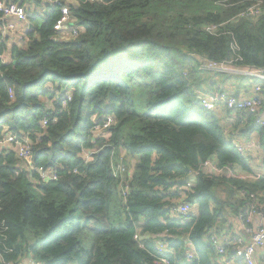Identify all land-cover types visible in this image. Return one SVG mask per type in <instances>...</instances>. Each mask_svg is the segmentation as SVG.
Instances as JSON below:
<instances>
[{
	"label": "trees",
	"instance_id": "obj_1",
	"mask_svg": "<svg viewBox=\"0 0 264 264\" xmlns=\"http://www.w3.org/2000/svg\"><path fill=\"white\" fill-rule=\"evenodd\" d=\"M11 1L30 7L32 27L23 47L0 42L10 55L0 63V139L29 137L35 166L57 178L40 180L15 145L0 150L5 260L219 264L211 239L226 232L228 209L245 212L244 193L264 204V128L250 113L223 109L221 120L196 90L238 75L260 86L264 109V81L202 70L201 59L264 69V0H76L68 38L54 26L70 0ZM259 3L260 15L240 17ZM254 137L257 156L233 144ZM191 173L195 216L185 220L173 209Z\"/></svg>",
	"mask_w": 264,
	"mask_h": 264
},
{
	"label": "built area",
	"instance_id": "obj_2",
	"mask_svg": "<svg viewBox=\"0 0 264 264\" xmlns=\"http://www.w3.org/2000/svg\"><path fill=\"white\" fill-rule=\"evenodd\" d=\"M43 4L46 5H57L62 3L59 0H40ZM76 0H70L62 6L61 18L54 26L55 32L63 33L64 35L69 34V36L76 35L77 31L72 30L70 26L72 19L69 11V3ZM91 2H96L99 0H88ZM229 0H217V3L224 6L223 4ZM262 3H259L241 14L240 17L252 18L261 14ZM28 5H21L14 3L11 0H0V19L4 22L3 28L0 30L2 36H8L10 33H19L23 32L24 34L30 31V15L28 12ZM30 8V7H29ZM32 9H35L34 7ZM44 10L43 12H45ZM12 19H18L21 26H18ZM24 27V28H23ZM217 30L216 26L210 27L207 29L209 33H214ZM71 31V32H70ZM19 42H23L22 40ZM2 57H0L1 59ZM6 62L4 59L3 62ZM202 70L206 71H216L222 73H236L243 74L246 76H251L253 78L260 79L264 81V69H243L237 68L231 65L230 63H212L208 62L205 59H201ZM260 86H256L255 95L249 98H240L235 95L227 94L223 91H214L206 92L205 90H196V95L198 96L203 107L208 111H215L218 107L224 106L226 109L239 113L245 114L250 113L255 116L256 123L264 128V109H263V97L261 96ZM11 94L12 91L10 92ZM43 127H46L48 124L47 119L43 121ZM107 127V126H106ZM96 129H102L99 126L95 127ZM234 146L243 154L247 152V147L242 145L239 142L233 141ZM15 145V149L18 152V157L25 162V165L36 171L40 175V180L44 182H49L57 178L56 173L50 169L37 168L34 164V151L32 149V143L29 137L27 136H18L14 134H8L4 138L0 139V150L10 148ZM122 173L124 171L123 167L118 168ZM195 174L191 173L189 178L186 179L182 184L177 187L178 198L175 201V207L173 213L185 220H189L195 216V210L192 203L189 202V193L192 191L194 186V177ZM247 199L245 212L241 213V218L246 224L253 222L254 219L258 221V226L255 230L249 229L247 235L229 237L223 235L221 237L214 236L211 241L216 247L217 253L219 255L218 262L225 264L230 263L228 260V250L231 248L235 253V257L240 259V264H256L255 263V254L258 249L264 247V204L260 202L259 197L256 194H245L244 196ZM6 226L4 222L0 221V238L6 240L7 236L5 235ZM137 238V236H136ZM159 250L164 251V247L159 244ZM12 252L11 249L5 247L2 249L0 255V264H14L8 262L3 257L4 253L8 254ZM18 264H24L21 261ZM36 264V263H34Z\"/></svg>",
	"mask_w": 264,
	"mask_h": 264
},
{
	"label": "crops",
	"instance_id": "obj_3",
	"mask_svg": "<svg viewBox=\"0 0 264 264\" xmlns=\"http://www.w3.org/2000/svg\"><path fill=\"white\" fill-rule=\"evenodd\" d=\"M44 11V10H43ZM12 22H14L15 24H17L18 26H21L20 29H22V23L19 22L18 19H12ZM24 28V27H23ZM20 35L18 37V41L22 40L23 37V42H16V44H19L20 46H24L26 43L27 38H25V34L23 32H19ZM62 35V37L64 38V36H66L68 38L69 34L64 35L63 33H60ZM1 35V32H0ZM11 35V33H10ZM68 35V36H67ZM8 36H2L0 37V42H5V38H8ZM70 37V36H69ZM15 39V36L13 37V41ZM16 40V39H15ZM9 45V44H8ZM0 57H2L0 59V63H6L10 61V55L9 54H3L0 55ZM6 60V62L3 60ZM238 75H229V77L227 76H220L216 79L215 84L213 85L212 88H210V86L208 84H206L204 87L208 90L206 92H213L214 90H220V91H224L227 94L230 95H235L237 97L240 98H249L255 95V88L256 86L259 85H252L249 84V82L247 80H243L241 81L240 79L237 78ZM223 109L225 110L226 108L224 106H220L218 107L216 110L217 111V115L220 117V119L222 120L223 117H225V112L223 111ZM227 110V109H226ZM238 142V141H237ZM239 143H241L242 145L247 147V150H249L250 153H252V155L257 156L260 148H259V143L257 141V137H254L251 141H249L248 143H244L242 141H240ZM207 164V163H206ZM262 171H259V174H262ZM240 174L242 176L246 177V174L242 173L240 171ZM238 199L243 198L241 196L237 197ZM258 226V221L256 219H254L253 222H250L249 224H246L243 219L241 218V214H237L235 212H233V210L231 208L228 209V213L226 216V223L224 225L225 228V233L224 235H227L229 237H235V236H243L245 237L247 235V232L249 231V229L251 230H255ZM159 247V245H158ZM228 256V260L231 261L230 263H225V264H240L241 260L236 258V257H231ZM24 264H34L35 262L32 261L31 258H27V259H23L22 260ZM255 263L256 264H264V247L260 248L257 250L256 254H255ZM218 264V263H217ZM222 264V263H219Z\"/></svg>",
	"mask_w": 264,
	"mask_h": 264
},
{
	"label": "rangeland",
	"instance_id": "obj_4",
	"mask_svg": "<svg viewBox=\"0 0 264 264\" xmlns=\"http://www.w3.org/2000/svg\"><path fill=\"white\" fill-rule=\"evenodd\" d=\"M19 35H20V33H11V35H9V37L8 38H5V41H6V43H7V45L9 44V45H11L12 43H16L17 41H18V37H19ZM15 36V39H14V41H13V37ZM0 37H1V35H0ZM19 42V41H18ZM17 42V43H18ZM217 91V90H216ZM44 100H46V99H44ZM48 104H49V107L50 108H53L54 107V103H53V101H48ZM94 133H95V138H97L98 136H100V133H101V130L100 129H96V131L94 130ZM86 157H87V159H89L90 157H89V154H84ZM128 171H129V173L132 171L131 170V167H130V169H128ZM238 173H240V170L238 171Z\"/></svg>",
	"mask_w": 264,
	"mask_h": 264
},
{
	"label": "clouds",
	"instance_id": "obj_5",
	"mask_svg": "<svg viewBox=\"0 0 264 264\" xmlns=\"http://www.w3.org/2000/svg\"><path fill=\"white\" fill-rule=\"evenodd\" d=\"M69 98V97H68Z\"/></svg>",
	"mask_w": 264,
	"mask_h": 264
},
{
	"label": "water",
	"instance_id": "obj_6",
	"mask_svg": "<svg viewBox=\"0 0 264 264\" xmlns=\"http://www.w3.org/2000/svg\"><path fill=\"white\" fill-rule=\"evenodd\" d=\"M32 26V25H31Z\"/></svg>",
	"mask_w": 264,
	"mask_h": 264
}]
</instances>
